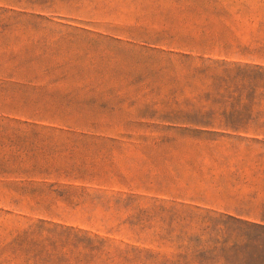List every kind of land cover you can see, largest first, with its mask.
<instances>
[{
  "label": "rangeland",
  "instance_id": "1",
  "mask_svg": "<svg viewBox=\"0 0 264 264\" xmlns=\"http://www.w3.org/2000/svg\"><path fill=\"white\" fill-rule=\"evenodd\" d=\"M214 60L264 66V0L0 3V260L37 220L171 253L176 210L263 199L256 123L204 102Z\"/></svg>",
  "mask_w": 264,
  "mask_h": 264
},
{
  "label": "trees",
  "instance_id": "2",
  "mask_svg": "<svg viewBox=\"0 0 264 264\" xmlns=\"http://www.w3.org/2000/svg\"><path fill=\"white\" fill-rule=\"evenodd\" d=\"M74 0H0L8 7L34 11L53 10ZM211 72V89L204 102L223 107L222 129L246 131L254 122L253 136L264 139V66L214 60L202 64ZM214 111H210L209 118ZM207 128V127H204ZM247 208L222 214L197 207L176 210L190 235L170 239L171 253L116 243L63 223L37 220L15 230L1 248L0 264H264V198ZM204 214H199L200 212ZM181 219L180 221H184Z\"/></svg>",
  "mask_w": 264,
  "mask_h": 264
}]
</instances>
